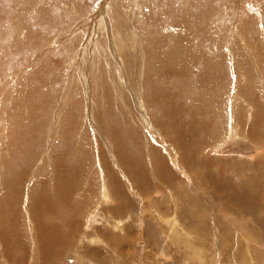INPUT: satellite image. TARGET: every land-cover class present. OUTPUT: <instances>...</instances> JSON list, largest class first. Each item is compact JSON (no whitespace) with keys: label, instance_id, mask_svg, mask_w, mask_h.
<instances>
[{"label":"rangeland","instance_id":"obj_1","mask_svg":"<svg viewBox=\"0 0 264 264\" xmlns=\"http://www.w3.org/2000/svg\"><path fill=\"white\" fill-rule=\"evenodd\" d=\"M18 4L0 24V264H264V0ZM182 43L194 53L176 52ZM159 100L197 125L194 170L153 113ZM28 145L26 176L5 188ZM128 163L143 167V188ZM50 225L64 240L47 254Z\"/></svg>","mask_w":264,"mask_h":264},{"label":"bare ground","instance_id":"obj_2","mask_svg":"<svg viewBox=\"0 0 264 264\" xmlns=\"http://www.w3.org/2000/svg\"><path fill=\"white\" fill-rule=\"evenodd\" d=\"M20 0H0V7L2 6V9H3V11H2V9L0 10V19H2V20H0V24H3V22L6 20V18H7V15H9V13H8V11H10L11 9H13L14 7L15 8H17L18 7V5H20V4H18V2H19ZM163 1H165V0H163ZM158 2V1H157ZM166 2H168V1H166ZM160 3H162V1H160ZM143 5V4H142ZM166 6H164V8H165ZM160 10H164L163 8H161L160 7V5H158L157 7H153V8H150L149 6H148V13H149V15L150 16H157L158 15V12L160 11ZM119 15V14H118ZM195 15V14H194ZM119 17V16H118ZM196 17V16H195ZM179 18V17H178ZM197 18V17H196ZM195 18V19H196ZM103 19V18H102ZM157 19V18H156ZM159 19V18H158ZM157 19V20H158ZM176 19H177V17H176ZM198 19V18H197ZM122 21L121 22H123L124 20H125V22H126V19H121ZM201 23H202V21H201ZM83 24V23H82ZM127 24V23H126ZM123 26H125L124 24H123ZM138 26V25H137ZM146 27V26H145ZM144 28V27H143ZM153 28V27H152ZM144 30H145V28H144ZM146 30H148V29H146ZM43 32V31H42ZM147 32V31H146ZM40 33H41V31H40ZM9 34H8V32H5V33H2V34H0V37L1 38H7V36H8ZM39 36H40V34H39ZM97 37V36H96ZM35 38V37H34ZM37 38V37H36ZM32 39V38H31ZM185 39V38H184ZM1 40H3V39H0V44L2 45H5V41L3 42V41H1ZM110 40V39H109ZM34 41V40H33ZM204 41V40H203ZM206 42V41H205ZM186 43V42H185ZM181 46L180 47H176L175 49H176V52H179V50H182L183 52H185L188 56L191 54V49L192 48H190V47H192V46H190V47H188L186 44H180ZM189 45V44H188ZM16 46V45H15ZM204 45H202V47H203ZM6 47V46H5ZM122 47H123V45H122ZM145 47V46H144ZM198 47V49L200 48L199 47V45L197 46ZM7 48V47H6ZM96 48V47H95ZM174 49V50H175ZM198 49H197V51H198ZM200 50V49H199ZM167 51V50H166ZM170 51V50H169ZM181 51V52H182ZM192 51H193V49H192ZM196 51V50H195ZM201 51V50H200ZM21 52H22V49H20V48H17V51H16V53H17V56L15 57V58H11V64L12 63H15L16 62V60L18 59V57H19V55L21 54ZM175 52V53H176ZM86 53V52H85ZM184 53V54H185ZM193 53H194V51H193ZM196 53V52H195ZM120 54V53H119ZM163 54H164V52H163ZM181 54H183V53H181ZM183 54V55H184ZM202 54V53H201ZM175 55V54H174ZM173 55V56H174ZM177 55V54H176ZM196 55V54H195ZM4 56H6V57H9V55H5L4 54ZM21 56V55H20ZM25 56V55H24ZM130 56V55H129ZM172 56V57H173ZM198 56V55H197ZM178 57V56H177ZM192 57V56H191ZM95 58V57H94ZM113 58V57H112ZM134 58V57H133ZM145 59V58H144ZM144 59H143V61H144ZM174 59V58H173ZM178 59H180V58H178ZM201 59V58H200ZM23 60V59H22ZM48 60H50V59H48ZM119 60V59H118ZM124 59H122V61H123ZM1 62H2V60H0ZM9 61V60H8ZM44 62H45V60H43ZM121 61V60H120ZM201 61V60H200ZM207 61H209V60H207ZM206 61V62H207ZM6 62V61H5ZM46 62H49V61H46ZM54 62V61H53ZM52 62V64L54 65V63ZM145 62V61H144ZM192 62V61H191ZM190 62V63H191ZM212 62V61H211ZM211 62H209V63H211ZM42 63V62H41ZM113 63V62H112ZM134 63L135 64H137L136 62H134V60L133 61H131V65H132V67H135L136 65H134ZM189 63V64H190ZM50 65H51V63H49ZM118 64V63H117ZM147 64V63H146ZM200 64V63H199ZM9 65V64H8ZM47 65H48V63H47ZM49 65V66H50ZM186 65V64H185ZM192 65H194V63L192 64ZM196 65V64H195ZM194 65V66H195ZM203 65H204V63H203ZM202 65V66H203ZM118 66V65H117ZM145 66V65H144ZM193 66V67H194ZM201 66V65H200ZM3 67H5L2 63H0V68H3ZM45 67V66H44ZM53 67V66H52ZM51 67V68H52ZM119 67V66H118ZM184 67H186V66H184ZM188 67V66H187ZM193 67H192V69H193ZM16 68V67H15ZM144 67H142V69H143ZM146 68H148V67H146ZM191 68V67H190ZM203 68V67H202ZM48 69V68H47ZM52 69H54V68H52ZM178 69H179V67H178ZM200 69V68H199ZM51 70V69H50ZM55 70V69H54ZM132 70H133V68H132ZM203 70V69H202ZM36 71H38V69L36 70ZM144 71L146 72V71H148V70H145L144 69ZM189 71H191V70H189ZM11 72V71H10ZM142 72H143V70H142ZM193 72V71H192ZM47 72H45L44 74H46ZM204 74V73H203ZM206 74V73H205ZM42 75V74H41ZM130 75V74H129ZM135 76H137L136 74H135ZM205 76V75H204ZM208 76V75H207ZM207 76H205V77H207ZM138 77V76H137ZM146 77V76H145ZM209 77V76H208ZM134 78V77H133ZM40 82V81H39ZM37 84V83H36ZM42 86V85H41ZM183 86H184V84H183ZM54 88V87H53ZM33 89V88H32ZM56 90V89H55ZM34 92L32 93L33 95H34V93L36 92L35 90H33ZM38 92V91H37ZM39 93V92H38ZM187 93V92H186ZM189 94V93H188ZM53 96V95H52ZM56 96V95H55ZM42 97V96H41ZM34 99V98H33ZM32 100V99H31ZM39 100V99H38ZM41 100H43V99H41ZM65 101V100H64ZM160 102H158V103H156L155 101H153L152 103V105H151V107L153 108V113L157 116V119H158V121H159V123L162 125V126H167V127H165V128H170V132H171V134H172V136L174 137V139H175V141L177 142L176 144L178 145V147H179V149H180V151L181 152H185V155L183 154V153H181V158H182V163L184 162L187 166H189V167H191V166H193V170L196 168H194V166H198V164H197V159H198V157H199V148H200V151H201V144L200 143H198L199 142V140H200V137H198V135H200L199 134V132L197 133V128L195 127V126H197V125H194L192 122V120H188V122H187V120L186 121H184L183 120V118H182V111L180 110V107L177 105V102H172V104H169L168 102H164V101H162V100H159ZM39 101H35V104H37ZM42 102V101H41ZM45 102V101H44ZM33 104V103H32ZM39 104V103H38ZM46 104V103H45ZM176 105V106H175ZM42 106L43 105H41V109H42ZM34 107V106H33ZM35 107H36V109H35V112H36V110L38 109H40V108H38L37 107V105H35ZM34 107V108H35ZM44 107V106H43ZM49 107V106H48ZM47 107V108H48ZM52 107V106H51ZM175 107V108H174ZM37 110V111H38ZM43 110H46V107H44V109ZM54 110V109H53ZM47 111V110H46ZM181 111V112H180ZM40 112H41V110H40ZM46 113V112H45ZM47 114H48V112H47ZM50 114V113H49ZM54 114V113H53ZM37 115V114H36ZM184 116V115H183ZM34 117H36V116H34ZM153 117V116H152ZM155 117V116H154ZM37 119H39V118H37ZM43 120V119H42ZM40 122V121H39ZM211 124V123H210ZM34 125V124H33ZM32 125V126H33ZM203 125V124H202ZM37 127V126H36ZM102 127H104V126H102ZM113 127V126H112ZM110 128L111 129V132L109 133L111 136H113V137H115L116 139L115 140H117V142H118V139H121V140H123V138H126L127 136H125V135H123V133L122 132H119V131H117L116 130V126H114L113 128ZM200 128V127H199ZM206 128V127H205ZM37 129H39V128H37ZM43 129V128H42ZM117 129H120V128H117ZM164 130V129H163ZM162 130V131H163ZM206 130V129H205ZM13 131H14V129H13ZM121 131H123V130H121ZM199 131V130H198ZM34 132V131H33ZM49 133V132H48ZM70 133H71V131H70ZM259 132H257L256 130H254L253 132H252V136H254V137H256V138H258V136H257V134H258ZM210 134V133H209ZM123 135V136H122ZM262 135V134H261ZM31 136V135H30ZM33 136V135H32ZM63 136V135H62ZM34 137V136H33ZM61 137V136H60ZM113 137H111V138H113ZM29 138V137H28ZM32 138V137H31ZM32 139H34V138H32ZM61 139V138H60ZM63 139V138H62ZM73 139V138H72ZM202 139V138H201ZM259 139V138H258ZM16 140H17V138H16ZM31 140V139H30ZM120 140V141H121ZM125 140V139H124ZM123 140V141H124ZM260 140V139H259ZM49 141V140H48ZM70 141H72V140H69V142H67V144L66 145H71V142ZM24 142V141H23ZM61 142H63L62 140H61ZM116 142V143H117ZM122 142V141H121ZM126 142V141H125ZM124 142V143H125ZM203 142V141H202ZM21 143V142H20ZM49 143H52V142H49ZM48 143V144H49ZM65 143V142H64ZM123 143V144H124ZM23 144V143H22ZM21 144V145H22ZM59 144H61V146H64L62 143H59ZM126 144V143H125ZM203 145H205L204 143H202ZM209 144V143H208ZM11 145V144H10ZM14 146H15V144H13ZM20 144H18V146H19ZM38 145V144H37ZM40 145V144H39ZM115 145V144H114ZM7 146V145H6ZM60 146V149L62 148ZM119 146V145H118ZM121 146V145H120ZM126 146H128V145H126ZM22 148H23V146H21ZM26 147V146H25ZM49 147V146H48ZM122 147V146H121ZM53 148V147H52ZM16 149V148H15ZM50 149H51V147H50ZM119 149V148H118ZM124 149V148H123ZM129 149V148H128ZM17 150V149H16ZM15 150V151H16ZM56 150V149H55ZM125 150V149H124ZM124 150H122L123 152H124ZM15 151H13L14 153H15ZM31 148H30V145H28L26 148H25V150H23V153H25V154H27V155H25L24 154V156H21V157H16L15 158V164H18V166H21L18 170H20V172H18V171H16V172H18L15 176H13L12 178L10 177V175L8 176H6L7 178H5L4 177V179H2V184H5V188H8V189H12V186L14 187V188H16V184H14L13 182H22L21 181V178L23 179V177H25L26 175H25V173H24V175H23V172H24V166H25V164L24 163H22L23 162V157L26 159V158H30V154H31ZM10 152V151H9ZM17 152V151H16ZM115 152H116V150H115ZM120 152H121V150H120ZM123 152H121V153H123ZM126 152V151H125ZM41 153V152H40ZM75 153V152H74ZM11 154V153H10ZM55 154H57V153H55ZM124 154H126V153H124ZM128 154V153H127ZM126 154V155H127ZM156 154V153H155ZM16 155V154H15ZM73 155V154H72ZM123 155V154H122ZM125 155V156H126ZM128 155H130V154H128ZM153 155H154V153H153ZM156 155H159V154H156ZM13 156V155H12ZM38 157V156H37ZM41 157V156H40ZM50 157V156H49ZM122 157V156H121ZM158 157H160V156H158ZM39 158V157H38ZM60 158H62V157H60ZM127 158V157H126ZM128 158H130V157H128ZM162 158V157H161ZM203 158V157H202ZM34 159V158H33ZM41 160H42V157L40 158ZM48 159V158H47ZM50 159V158H49ZM64 159H66V158H64ZM155 159H156V157H155ZM208 159V158H207ZM212 159V158H211ZM259 158H257V160H258ZM30 160V159H29ZM45 160V159H44ZM53 160V159H52ZM68 160V159H67ZM119 160V159H118ZM122 160H123V158H122ZM127 160V159H126ZM125 160V161H126ZM219 160V159H218ZM225 160V159H224ZM40 161V160H39ZM53 161H55V160H53ZM124 161V162H125ZM207 161V160H206ZM212 161V160H211ZM233 161V160H232ZM236 161V160H235ZM37 162V161H36ZM231 162V161H230ZM258 162H259V164H264V160L263 159H259L258 160ZM49 163V162H48ZM234 163V162H233ZM232 163V164H233ZM13 164V163H12ZM31 164V163H30ZM58 164V163H57ZM164 164V163H163ZM196 164V165H195ZM206 164H208V163H206ZM224 164H226V163H224ZM239 164H240V162H239ZM49 165V164H48ZM47 165V166H48ZM51 165V164H50ZM60 165V164H59ZM64 165V164H63ZM54 166V165H53ZM65 166V165H64ZM236 166V165H235ZM50 167V166H49ZM56 167V166H55ZM163 167H165L164 168V170H167V168H166V166H163ZM238 167V166H237ZM260 167V166H259ZM54 168V167H53ZM62 168V167H61ZM82 168V167H81ZM68 169H70V168H68ZM80 169V168H79ZM126 169H127V171L129 172V178H130V176L132 177V178H130V179H132V180H134L132 183H134L135 185H138L139 186V188L141 189V187L142 186H140L139 185V182L141 183L142 181H140L143 177H145V174L144 173H142V171L143 172H145L144 170H143V167H139V166H137L136 164H133V163H128V165H127V167H126ZM200 169V168H199ZM223 169V168H222ZM3 170V169H2ZM62 170H63V168H62ZM81 170H83L84 171V169H80V171ZM106 170V169H105ZM122 170V169H121ZM192 170V171H193ZM206 170V169H205ZM54 171V170H53ZM56 171V170H55ZM54 171V172H55ZM58 171V170H57ZM61 171V170H60ZM59 171V172H60ZM38 172V171H37ZM63 172V171H62ZM78 172V171H77ZM109 172V171H108ZM122 172V171H121ZM124 172V171H123ZM3 173V172H2ZM71 173V172H70ZM83 173H85V172H83ZM195 173H196V170H195ZM224 173V172H223ZM61 174V173H60ZM82 174V173H81ZM110 174V173H109ZM144 174V175H143ZM62 175H63V173H62ZM83 175V174H82ZM162 175V174H161ZM64 176V175H63ZM127 176V175H126ZM125 176V177H126ZM164 175H162V177H163ZM166 176V175H165ZM216 176V175H215ZM14 177H17L15 180H14ZM34 177V176H33ZM82 177V176H81ZM88 177V176H87ZM113 177V176H112ZM221 177H223V175L221 174ZM254 177V176H253ZM20 178V179H19ZM70 178V177H69ZM214 177L213 176H209L208 177V180H212ZM250 178H251V176H250ZM43 179V178H42ZM166 179V178H165ZM223 179V178H222ZM111 180H113V179H111ZM64 181V180H63ZM75 181V180H74ZM114 181V180H113ZM215 181V180H214ZM55 182V181H54ZM58 181H56L55 183H57ZM60 182V181H59ZM129 182H131V181H129ZM138 182V183H137ZM43 183H46V182H43ZM71 184H72V182H70ZM74 183V182H73ZM75 183H76V181H75ZM115 183V182H114ZM217 183V182H216ZM215 183V184H216ZM220 183L221 184H223L224 186H226V183H223V181L222 182H219V183H217V184H219L220 185ZM60 184V183H59ZM80 184V183H79ZM117 184V183H116ZM120 184V183H119ZM119 184H117L116 185V187H115V189L116 188H119L120 189V185ZM215 184H213V182H212V184H211V186L212 187H217ZM251 184L252 183H250L249 185L251 186ZM254 184H256L255 182H254ZM58 185V184H57ZM76 185V184H75ZM78 185V184H77ZM107 185V184H106ZM72 186V185H71ZM70 186V187H71ZM79 186V185H78ZM39 187V186H38ZM46 187V186H45ZM56 187V186H55ZM77 187V186H76ZM145 187V186H144ZM242 187H244V186H242ZM241 187V188H242ZM247 187H249V186H247ZM253 187V186H252ZM255 187V186H254ZM253 187V188H254ZM44 188V187H43ZM62 188V187H61ZM74 188V187H73ZM78 188V187H77ZM77 188H76V190H77ZM124 188V187H123ZM135 188V187H134ZM143 188V187H142ZM70 189V188H69ZM111 189V188H110ZM7 190V189H6ZM117 190V189H116ZM145 190V189H144ZM106 191V190H105ZM107 191H109V190H107ZM113 191V190H112ZM125 191V190H124ZM250 191V190H249ZM252 191V190H251ZM254 191V190H253ZM18 192V191H17ZM71 192V191H70ZM114 192V191H113ZM103 193H104V191H103ZM111 193V192H110ZM116 193V192H115ZM115 193H114V196H115V199H116V195H117V193H116V195H115ZM16 194V193H15ZM14 194V195H15ZM64 194H66V193H64ZM64 194H63V198H65L64 197ZM122 195V199H123V197H125V196H123V193H122V190L120 189V192L118 193V195ZM17 195V194H16ZM15 195V196H16ZM110 195H112V194H110ZM253 195V194H252ZM62 197V196H61ZM112 197V196H111ZM118 197V196H117ZM248 197V196H247ZM46 198V197H45ZM45 198H44V200H45ZM53 198V197H52ZM67 198H69V197H67ZM127 198V197H126ZM129 198V197H128ZM127 198V199H128ZM246 198V197H245ZM40 200H41V198H39ZM49 199V198H48ZM62 199V198H61ZM112 199H113V197H112ZM122 199H121V201H122ZM236 199V198H235ZM239 200V199H238ZM238 200H236L235 202H236V204L240 201H238ZM242 200V199H241ZM57 201H58V199H57ZM65 202H66V200H64ZM107 201H109V200H107ZM244 201V200H243ZM62 202V201H61ZM245 202H246V200H245ZM248 202V201H247ZM118 203V202H117ZM116 203V204H117ZM63 204V203H62ZM128 204V203H127ZM243 204H245V203H243ZM243 204H242V206H243ZM59 204H57L56 203V206H58ZM65 205V204H64ZM70 205V204H69ZM72 205V204H71ZM118 205V204H117ZM41 206V205H40ZM56 206H54V207H52V206H50L49 204H48V206H47V208L45 207V208H41L42 210H39L40 212H39V215H40V217H41V219L43 218V216H44V211H45V209H46V211L45 212H48V210L50 211V212H53L54 213V208L56 207ZM60 206V205H59ZM42 207V206H41ZM65 207H66V205H65ZM69 207V206H68ZM119 207V206H118ZM57 208V207H56ZM62 208V207H61ZM121 208V207H120ZM243 208V207H242ZM38 209V208H37ZM0 210H2V212L1 213H5L4 211H5V207L3 206V205H1L0 206ZM117 210V209H116ZM64 211V210H63ZM59 212V214L60 213H63L62 211L60 212V211H58ZM118 212V211H117ZM120 212H122V211H120ZM38 214V213H37ZM65 214V213H64ZM63 215V214H62ZM1 216V215H0ZM61 219H62V217H60ZM40 219V220H41ZM66 219V218H65ZM39 220V219H38ZM62 221V220H61ZM41 224V223H40ZM39 224V225H40ZM45 226V225H44ZM1 228V227H0ZM42 230V229H41ZM70 232V231H69ZM4 233H7V231L5 230V229H0V241H3V242H5L6 243V241L8 240L7 239V235H5ZM41 233H43V235L41 236L40 235V239H41V241H42V249H43V251L45 252V253H47V254H50V250L52 249V247L54 248L55 246L57 247V245H59V247L61 246V244H63V242H62V237H63V232H62V229L60 228V225H59V227L58 226H55V225H50V227H47V230H42L41 231ZM63 233V234H62ZM70 235V234H69ZM62 239H61V238ZM71 238H72V235L70 236ZM93 238V237H92ZM61 239V240H60ZM60 240V241H59ZM64 240V239H63ZM70 240V239H69ZM67 242H69V241H67ZM53 244V245H52ZM49 252V253H48ZM46 256H48V255H46Z\"/></svg>","mask_w":264,"mask_h":264}]
</instances>
